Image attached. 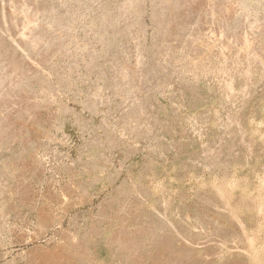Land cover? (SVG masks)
<instances>
[{
  "label": "rangeland",
  "instance_id": "rangeland-1",
  "mask_svg": "<svg viewBox=\"0 0 264 264\" xmlns=\"http://www.w3.org/2000/svg\"><path fill=\"white\" fill-rule=\"evenodd\" d=\"M261 193L264 0H0V264H264Z\"/></svg>",
  "mask_w": 264,
  "mask_h": 264
},
{
  "label": "bare ground",
  "instance_id": "bare-ground-1",
  "mask_svg": "<svg viewBox=\"0 0 264 264\" xmlns=\"http://www.w3.org/2000/svg\"><path fill=\"white\" fill-rule=\"evenodd\" d=\"M249 73H250V71H249ZM252 73H253V72H251V75H253ZM251 75H249V76L251 77ZM246 77H248V76H246ZM229 89H230V86H229ZM246 89H247V88H246ZM226 90H227V89H226ZM230 90H233V89H230ZM239 90H240V89H239ZM244 92H245V91H244ZM246 93H247V92H246ZM238 98H239V97H238ZM212 163H213V162H212ZM215 164H216V163H215ZM236 180H237V179H235V181H236ZM237 182H238V180H237ZM228 183H230V182H228ZM232 183H234V182H232ZM232 183H230V184H232ZM262 184H263V182H262ZM227 186H228V185H227ZM231 186H232V185H231ZM228 187H229V186H228ZM260 187H261V186H260ZM224 188H225V187H224ZM258 190H259V189H258ZM262 190H263V189H262ZM219 191H221V190H219ZM225 191H226V190H225ZM227 192H228V191H227ZM219 193H220V192H219ZM219 193H218V194H219ZM221 193H222V192H221ZM221 193H220V197H221V195H222ZM231 193H232V192H231ZM218 194H216V195L218 196ZM229 194H230V193H229ZM236 194H237V193H236ZM240 194H241V192H240ZM226 196H227V195H226ZM222 197H223V195H222ZM227 197H228V196H227ZM226 199H227V198H226ZM242 200H243V199H242ZM257 200L259 201V203H260V201L264 200V193L258 194V196H257ZM227 202H228V199H227ZM262 203H263V202H262ZM262 203H261V204H262ZM227 204H228V203H227ZM263 204H264V203H263ZM257 205H258V204H257ZM232 206H233V205H232ZM259 206H260V205H259ZM259 206H257V208H258ZM263 207H264V206H263ZM230 208H231V206H230ZM263 209H264V208H263ZM263 209H262V210H263ZM228 211H229V210H228ZM233 211H234V215H235V216H234V215H233V216L236 217V220H237V218H238V215H237V214H238L240 211H239V212H238V211H235V210H233ZM256 211H260V210L258 209V210H256ZM231 213H232V209H231ZM261 215H262V214H261ZM263 216H264V215H263ZM234 220H235V219H234ZM237 221H238V220H237ZM239 221H240V220H239ZM185 228H186V227H184V229H185ZM259 230L262 231V228L259 229ZM187 232H188V231H187ZM192 232H193V231H192ZM254 232H255V231H254ZM257 232H260V231H257ZM260 234H261V233H260ZM258 235H259V233H258ZM149 236H150V235H149ZM255 237H256V236H255ZM255 237H254V238H255ZM248 238H249V236H248ZM250 238H251V237H250ZM254 238H253V239H254ZM147 239H148V238H147ZM163 239H164V238H163ZM163 239H162V240H163ZM253 239H252V241H251L250 243H253V241L256 240L257 238L254 239V240H253ZM247 240H249V239H247ZM250 240H251V239H250ZM166 241H167V240H166ZM256 241H257V240H256ZM248 242H249V241H248ZM262 242H263V241H262ZM262 242H261V243H262ZM169 243L171 244V242H169ZM169 243H168V244H169ZM254 243H255V242H254ZM254 243H253V244H254ZM166 244H167V243H165L164 246H165ZM168 244H167V245H168ZM262 244H263V243H262ZM162 245H163V244H162ZM167 245H166V246H167ZM249 245H250V244H249ZM254 245H255V244H254ZM254 245H253V246L251 245L252 248L254 247ZM168 246H169V245H168ZM170 247H172V246H170ZM189 247H190V246H189ZM194 247H195V246H194ZM194 247L191 246L190 248H187V254H185V255H183V254L180 255V256H179V260L181 259V261H185V260H186V261H187V260L190 261V259H191V257L193 256V254L196 253V252L198 251V249H199V248L196 249V248H194ZM164 248H165V247H163V249H164ZM168 248H169V247H168ZM173 248H174V247H173ZM260 248H261V247H259V249H260ZM263 248H264V247H263ZM249 249H250V248H249ZM254 249H255V248H254ZM176 250H177V249H176ZM182 250H183V248H182ZM250 250H251V249H250ZM252 250H253V249H252ZM255 250H256V249H255ZM263 250H264V249H262L261 252H263ZM160 251H161V250H160ZM185 251H186V250H185ZM256 251H257V250H256ZM160 253H161V252H160ZM250 253H252V252L250 251ZM255 253H256V252H255ZM257 253H258V252H257ZM161 254H162V253H161ZM164 254H165V253H164ZM259 254H260V253H259ZM159 255H160V254H159ZM177 255H178V254H177ZM248 255H250V254H248ZM256 256H257V255L252 256L251 259H252L255 263H258V262H257V258H256ZM260 256H261V255H260ZM194 257H195V256H194ZM196 257H197V256H196ZM167 258H168V257H167ZM249 258H250V257H248L247 259H249ZM258 258H259V257H258ZM164 259H165V257H164ZM194 259H195V258H194ZM196 259H197V258H196ZM198 259H200V258H198ZM201 259H202V258H201ZM218 259H219V258H218ZM259 259H261V258H259ZM259 259H258V260H259ZM162 260H163V259H162ZM216 260H217V259H216ZM126 261H127V260H126ZM158 261H159V260H158ZM175 261H176V260H175ZM192 261H193V260H192ZM195 261H196V260H195ZM249 261H251V260H249ZM253 261H252V262H253ZM260 261H261V260H260ZM138 262H139V261H138ZM140 262H141V261H140ZM178 262H179V261H178ZM222 262H223V261H222ZM224 262H225V261H224ZM224 262H223V263H224ZM254 262H253V263H254ZM261 262H263V261H261ZM182 263H183V262H182ZM190 263H191V262H190ZM192 263H193V262H192ZM226 263H227V262H226ZM244 263H246V262H244ZM176 264H177V263H176ZM217 264H218V263H217ZM227 264H228V263H227Z\"/></svg>",
  "mask_w": 264,
  "mask_h": 264
}]
</instances>
